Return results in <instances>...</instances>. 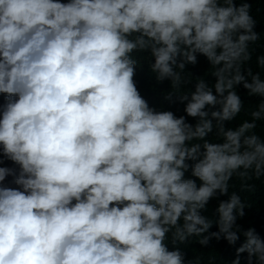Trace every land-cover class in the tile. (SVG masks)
I'll return each instance as SVG.
<instances>
[{"label":"clouds","instance_id":"9594fccd","mask_svg":"<svg viewBox=\"0 0 264 264\" xmlns=\"http://www.w3.org/2000/svg\"><path fill=\"white\" fill-rule=\"evenodd\" d=\"M256 25L250 0H0V264H216L190 246L241 237L230 264H264L238 223L264 185Z\"/></svg>","mask_w":264,"mask_h":264},{"label":"trees","instance_id":"16d2710c","mask_svg":"<svg viewBox=\"0 0 264 264\" xmlns=\"http://www.w3.org/2000/svg\"><path fill=\"white\" fill-rule=\"evenodd\" d=\"M252 3V14L254 18L257 19L256 31L259 33H264V0H250ZM261 44L264 45V40L261 41ZM264 52V47L257 48V53ZM208 69L207 61L204 57H199V63L196 66L189 65L187 71L192 72L194 76H202ZM207 79L210 82H214V78L208 76ZM135 80L137 87L140 90L141 95L148 101L150 106L157 107L158 109L163 107L168 110L174 111L177 115H183V105L179 103H169L164 100V93L169 89L170 84L168 81L163 83H157L154 76L150 74L147 62H143L142 66H138L136 70ZM194 84V81H193ZM193 84H189L188 87L192 88ZM238 92L241 95L242 99L245 101L246 105L255 104L257 98L248 97L246 91L241 87L238 88ZM4 102V96L0 94V104ZM191 119V118H189ZM194 123V121H192ZM238 121H234L231 126H235ZM4 166H12L11 162L5 161ZM12 177H9L6 181V184L11 187H15L11 183ZM235 182V181H234ZM256 189L253 193L249 194L247 192L242 193L243 197L251 202L250 207L245 208L246 215L238 220V223L241 224L245 229L248 227H254L256 232L260 235L261 238H264V185L260 181L254 182ZM237 190H239L237 188ZM221 199H226V197H221ZM217 205V201L213 200L210 203V212L214 211ZM216 227L213 226L211 231H216ZM243 242V237L237 242L236 246H230L226 241L221 240L219 242L212 240L208 248H201L199 244L193 243L190 246V249H196L199 253L207 257L212 253L215 257L216 264H230V261L235 257V248L239 247L240 243ZM193 255L191 250H188V256L191 258ZM242 254L241 264H244Z\"/></svg>","mask_w":264,"mask_h":264}]
</instances>
